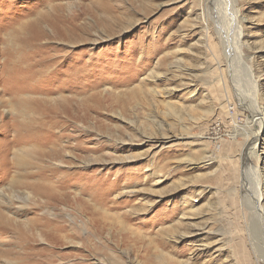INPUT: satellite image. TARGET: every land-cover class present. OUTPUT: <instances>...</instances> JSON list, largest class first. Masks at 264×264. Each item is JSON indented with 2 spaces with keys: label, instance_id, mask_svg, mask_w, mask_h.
Returning <instances> with one entry per match:
<instances>
[{
  "label": "rangeland",
  "instance_id": "rangeland-1",
  "mask_svg": "<svg viewBox=\"0 0 264 264\" xmlns=\"http://www.w3.org/2000/svg\"><path fill=\"white\" fill-rule=\"evenodd\" d=\"M260 121L264 0H0V264H264Z\"/></svg>",
  "mask_w": 264,
  "mask_h": 264
},
{
  "label": "bare ground",
  "instance_id": "bare-ground-1",
  "mask_svg": "<svg viewBox=\"0 0 264 264\" xmlns=\"http://www.w3.org/2000/svg\"><path fill=\"white\" fill-rule=\"evenodd\" d=\"M214 5H215V3H214ZM222 8V7H221ZM37 36V35H36ZM237 36H238V42H239V44H240V41L242 40V36H243V33H242V31H239L238 32V34H237ZM257 89V88H256ZM240 91V90H239ZM192 97H194V96H196V93L194 92V91H192V95H191ZM252 107H254V106H252ZM255 107H257V105H255ZM245 108H246V106H245ZM248 108V107H247ZM253 113H254V116H257L258 117V114H259V112H258V108H254V111H252ZM264 131V124H263V122L262 121H260V123H259V129H258V131H256L254 134H253V136H252V138L251 137H249V139H248V141H246V143H245V146H244V148H245V153H244V155H243V162H244V167H245V169H244V171H243V180H247V179H249V174L251 173V172H253L254 174H255V172H257L258 173V175H257V177L258 178H263L262 177V173H261V170H259L258 168H256V167H254L252 164H251V161L253 160V159H257V160H260L261 158H260V155L258 154V142H259V138L261 137V134H262V132ZM251 135V134H250ZM249 135V136H250ZM44 157V156H43ZM59 157V156H58ZM49 161V160H48ZM39 164V163H38ZM60 164V163H59ZM44 166V165H43ZM60 166V165H59ZM33 168V167H32ZM27 169H28V167H27ZM29 169H30V166H29ZM252 169V171L250 172V170ZM36 170V169H35ZM52 170V169H51ZM40 173H44V171L43 170H40L39 169V171L37 172V176L40 174ZM31 174V173H30ZM36 175V174H35ZM41 176H43L44 177V174L43 175H41ZM41 176H38V178H42ZM42 179H44V178H42ZM34 183V182H33ZM36 183V182H35ZM250 183V182H249ZM46 185V184H45ZM253 186V185H252ZM251 185H250V187H252ZM255 198H254V200H255V208L254 209H256V212H258V214H256V215H258L259 216V218L261 219V221H262V223H263V226H264V209H263V207H262V205H261V202H262V200L264 199L263 198V190H264V180H257V183L255 184ZM48 187V186H47ZM243 188H245L244 190H246V188H247V186L246 185H244V187ZM47 188L46 187H37V188H35V189H33V191L32 192H25V194L24 195H22L21 197H18V196H14V199H22L23 200V202L24 203H27V202H32V199L34 198V199H36V200H33V201H36V203L41 207L42 206V204H46L47 203V199H50V197L48 196V193H47ZM243 190V191H244ZM16 192V191H15ZM18 194H20L21 195V193H18ZM17 194V195H18ZM15 195V194H14ZM53 195V194H52ZM56 195V194H55ZM247 196V195H246ZM2 198V200H1V202H4V200H5V195H2L1 196ZM47 197V198H46ZM245 200V199H244ZM250 200V199H249ZM12 201H13V198L11 199V200H7V202H8V205L9 204H11L12 203ZM20 202H21V200H20ZM246 202V201H245ZM250 206V205H249ZM38 207V206H37ZM7 214V213H6ZM8 216H6V215H3L1 212H0V230H2L3 232H1V234L2 235H4V234H6L8 231H11V229L14 227V225L11 223L12 222V220L10 219V217H9V214H7ZM13 215V214H12ZM36 220V219H35ZM14 221V220H13ZM16 223V222H15ZM40 223V222H39ZM42 223V222H41ZM17 225H19V224H17ZM46 225V224H45ZM26 226V225H25ZM31 226V225H30ZM20 227V226H19ZM30 228V227H29ZM252 228V227H251ZM52 229V228H51ZM25 230H26V233H28V232H31V233H33L34 231H32L31 229H28L27 227L25 228ZM58 230V229H57ZM264 231V230H263ZM43 232H45L46 233V231H43ZM16 234H17V232H16ZM47 234V233H46ZM36 235V234H35ZM37 235H38V237H40V238H42L43 240L45 239V237H44V235L41 233V231L39 230L38 232H37ZM20 236H22V234L20 235ZM24 236V235H23ZM29 236V235H28ZM25 239H28V238H25ZM20 241V240H19ZM30 241V240H29ZM27 242V241H26ZM38 242V241H37ZM17 243V242H16ZM30 244V243H29ZM22 251V250H21ZM24 252V251H23ZM8 262H10L11 263V261H8ZM22 263H24V262H22Z\"/></svg>",
  "mask_w": 264,
  "mask_h": 264
}]
</instances>
